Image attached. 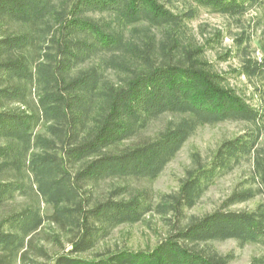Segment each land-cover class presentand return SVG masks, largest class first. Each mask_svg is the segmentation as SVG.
<instances>
[{"label":"trees","instance_id":"obj_1","mask_svg":"<svg viewBox=\"0 0 264 264\" xmlns=\"http://www.w3.org/2000/svg\"><path fill=\"white\" fill-rule=\"evenodd\" d=\"M262 3L0 0V264H230L214 242L264 246V92L254 105L207 57L215 39L190 26L201 9L239 19ZM239 46L234 74L262 80L264 49L257 59ZM229 121L251 127L193 154L178 189L157 194L148 182L196 130ZM243 164L220 207L188 214ZM154 213V247H101Z\"/></svg>","mask_w":264,"mask_h":264},{"label":"rangeland","instance_id":"obj_2","mask_svg":"<svg viewBox=\"0 0 264 264\" xmlns=\"http://www.w3.org/2000/svg\"><path fill=\"white\" fill-rule=\"evenodd\" d=\"M192 31L197 39L206 43L210 38L216 40V34L221 32L223 37L220 41H211L207 51V57L214 62L216 68L230 73V82L246 94L254 105L261 106L260 94L264 92V78L251 80L246 75L237 76L235 70L241 68L244 55L239 51L241 40L250 44V58L261 59L264 49V3L252 7L239 19L212 13L201 9L197 18L190 22ZM229 51L232 55L228 59L224 57ZM167 118L157 120L158 126ZM251 127L250 123L242 121H229L213 125H202L186 141L176 157L168 163L161 175L148 182L157 194L170 193L178 189L179 182L184 177L186 169L193 164V154H199L207 158L225 140L234 137ZM264 142V121H263ZM249 170L248 164L237 167L225 177L219 179L201 198L199 203L188 211L189 215H202L220 207L226 197L232 192L235 185ZM23 199L19 198L18 202ZM259 198L234 205L231 209L253 208ZM3 213V210H0ZM164 232V220L157 213L146 216L145 220L134 225L118 227L102 248L127 247L135 250L154 247L161 234ZM214 247L223 254L232 253L234 259L230 264H249L254 256L264 254V246L259 244L240 245L234 239L214 242ZM41 262L46 261L40 259Z\"/></svg>","mask_w":264,"mask_h":264}]
</instances>
